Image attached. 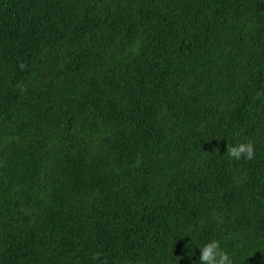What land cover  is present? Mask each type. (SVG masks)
Segmentation results:
<instances>
[{
  "label": "trees",
  "instance_id": "16d2710c",
  "mask_svg": "<svg viewBox=\"0 0 264 264\" xmlns=\"http://www.w3.org/2000/svg\"><path fill=\"white\" fill-rule=\"evenodd\" d=\"M212 240L264 264V0H0V264Z\"/></svg>",
  "mask_w": 264,
  "mask_h": 264
},
{
  "label": "clouds",
  "instance_id": "9594fccd",
  "mask_svg": "<svg viewBox=\"0 0 264 264\" xmlns=\"http://www.w3.org/2000/svg\"><path fill=\"white\" fill-rule=\"evenodd\" d=\"M21 70L25 69V65H19ZM21 91H26V88L21 87ZM226 154L233 160L241 159L252 160L255 157V147L251 141L238 143L236 145H228ZM199 264H234L233 258L228 252L223 250L218 240H212L200 248ZM93 259H100L99 254L93 256ZM102 264L106 262L102 261Z\"/></svg>",
  "mask_w": 264,
  "mask_h": 264
}]
</instances>
